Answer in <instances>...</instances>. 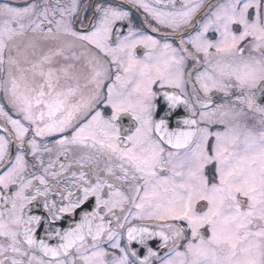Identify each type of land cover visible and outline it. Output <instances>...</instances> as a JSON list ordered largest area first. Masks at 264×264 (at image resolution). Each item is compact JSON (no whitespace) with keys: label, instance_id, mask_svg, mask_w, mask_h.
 Listing matches in <instances>:
<instances>
[{"label":"snow or ice","instance_id":"snow-or-ice-1","mask_svg":"<svg viewBox=\"0 0 264 264\" xmlns=\"http://www.w3.org/2000/svg\"><path fill=\"white\" fill-rule=\"evenodd\" d=\"M0 264H264V0L0 2Z\"/></svg>","mask_w":264,"mask_h":264},{"label":"flooded vegetation","instance_id":"flooded-vegetation-1","mask_svg":"<svg viewBox=\"0 0 264 264\" xmlns=\"http://www.w3.org/2000/svg\"><path fill=\"white\" fill-rule=\"evenodd\" d=\"M0 2H3V0H0ZM10 2L15 3V2H19V0H10ZM92 2L95 3L96 0H92ZM109 2L118 3L119 0H109ZM84 3L87 4L88 3V0H84ZM85 14L88 15V16H91V8L90 7L87 9V11H86ZM132 20H133V23L135 24V26L137 28L143 27V30L146 31V32H148L149 34L154 35V36L157 35L156 33H152L151 30H150V28L146 24H144V16H143V13L136 12L135 10H133ZM140 54H142V53H140ZM184 112L185 111H184L183 108H180L178 110L176 117L172 121L173 127H175L176 119H179V118H183L184 117V115H183ZM78 216H79V210L77 212V218H78ZM71 222H72L71 219H66L65 221H62L61 223H62V226L66 228ZM38 236H40L41 238L44 237V229L43 228H41L38 231ZM51 243H55V241H51ZM156 243H157L156 241H153L152 242L153 247H155Z\"/></svg>","mask_w":264,"mask_h":264},{"label":"water","instance_id":"water-1","mask_svg":"<svg viewBox=\"0 0 264 264\" xmlns=\"http://www.w3.org/2000/svg\"><path fill=\"white\" fill-rule=\"evenodd\" d=\"M160 105H161V108H163V105H164V102L163 101H160ZM184 117L187 115L185 112H184Z\"/></svg>","mask_w":264,"mask_h":264}]
</instances>
